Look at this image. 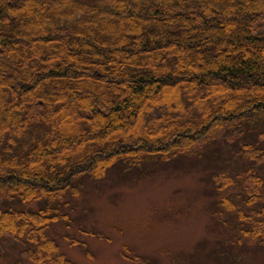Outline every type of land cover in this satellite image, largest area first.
I'll return each instance as SVG.
<instances>
[{
	"label": "trees",
	"instance_id": "trees-1",
	"mask_svg": "<svg viewBox=\"0 0 264 264\" xmlns=\"http://www.w3.org/2000/svg\"><path fill=\"white\" fill-rule=\"evenodd\" d=\"M262 19L264 0H0V241L30 264H74L48 230L70 220L79 178L227 131L246 166L218 170V146L209 179L235 242L264 251V142L249 135L264 121Z\"/></svg>",
	"mask_w": 264,
	"mask_h": 264
},
{
	"label": "rangeland",
	"instance_id": "rangeland-1",
	"mask_svg": "<svg viewBox=\"0 0 264 264\" xmlns=\"http://www.w3.org/2000/svg\"><path fill=\"white\" fill-rule=\"evenodd\" d=\"M257 32L264 33V19ZM250 131L264 142V121ZM239 136L220 131L197 143L192 154L165 163H123L99 180L79 178L82 194L65 200L70 220L52 223L49 235L74 264H264L260 247L235 242L234 213L220 211L209 179L217 168L211 150L218 146L224 155L218 170L237 176L245 168L246 161L232 152ZM240 189L232 185L226 192ZM0 245V264H30L21 252L25 247L12 237Z\"/></svg>",
	"mask_w": 264,
	"mask_h": 264
}]
</instances>
